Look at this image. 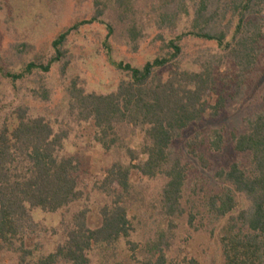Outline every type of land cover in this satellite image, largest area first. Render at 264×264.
<instances>
[{"label":"trees","instance_id":"trees-1","mask_svg":"<svg viewBox=\"0 0 264 264\" xmlns=\"http://www.w3.org/2000/svg\"><path fill=\"white\" fill-rule=\"evenodd\" d=\"M106 1L108 8H96L89 20L69 26L51 41L53 57L46 64H23L19 74L0 68V75L13 86L33 72L48 73L52 65L66 59L70 35L86 25L99 24L107 33V62L126 75L107 95L86 93L75 81L67 88V114L73 123L90 124L93 141L104 152L124 149L125 162H113L97 187L108 197L98 212L99 225L91 229L84 211L74 214L63 241L43 256L23 251L28 234L37 227L31 213L55 214L80 201L81 165L76 156H59L68 137L66 130L55 132L45 118L31 116L24 105L17 106L11 118L1 124L0 250H14L18 264H93L90 254L95 250L101 255L98 264H115L110 262L109 252L117 243L130 245L134 232L128 217L134 200L132 173L163 180L158 213L170 222L182 217L189 172L174 149L175 142L191 127L220 118L228 103H240L264 56V0H150L156 39L164 43L161 32L175 29L182 15L188 26L163 44L166 56L156 57L141 68L115 62L109 56L107 40L117 28L132 40L138 37V2ZM184 40L211 43L217 53L195 64V70L182 69L177 62ZM243 121V133H232L230 140L233 152L244 156L247 166L233 163L226 170L216 171V190L202 198L196 208V215L209 225L224 221L218 233L221 264H264V100L262 108ZM127 132L140 134L138 150L122 144ZM199 137L195 134L186 148L207 168V160L196 152L205 143ZM223 144L222 133L215 130L206 145L216 153ZM239 202L245 206L235 212ZM137 248L131 244L134 264H169L161 237ZM183 264L197 263L189 260Z\"/></svg>","mask_w":264,"mask_h":264},{"label":"rangeland","instance_id":"rangeland-1","mask_svg":"<svg viewBox=\"0 0 264 264\" xmlns=\"http://www.w3.org/2000/svg\"><path fill=\"white\" fill-rule=\"evenodd\" d=\"M0 0V68L4 72L19 74L23 64H46L53 57L51 41L69 26L82 20H89L96 8H108V1L97 0ZM136 17L139 21L136 30L139 35L130 39L120 28L107 40L109 56L115 62L141 68L154 58L166 56L163 44L188 26L185 16H180L176 28L163 31L164 43L156 39L153 29V9L150 0H137ZM101 4V6H100ZM106 30L99 24L86 25L67 39L68 55L62 62L52 65L48 73L33 72L13 86L0 75V126L11 118L12 111L20 105L28 109L31 116L45 118L54 131L66 130L67 139L59 152L60 157L76 156L81 165L79 188L83 192L80 201L55 214H46L35 210L31 213L37 227L28 234L23 251L37 253L39 256L51 252L63 241L65 230L74 214L84 211L87 227L93 229L100 223L99 209L108 202L106 195L98 192V185L105 170L116 161L125 162L124 149L104 152L94 141V130L90 124L73 123L67 114V88L75 81L78 88L86 93L107 95L113 92L126 75L115 70L107 62L105 50ZM183 48L178 66L186 70H195V64L217 53L214 45L192 40L180 43ZM64 61L67 65L63 66ZM227 69H230L227 66ZM224 69L219 73L222 74ZM264 100V56L260 58L255 73L251 76L240 103H228L227 109L215 121L205 120L191 127L183 138L174 144L183 163L188 166V177L183 194V207L186 213L172 222L164 220L158 213L157 201L163 180H148L136 173L131 174L130 184L134 200L128 210L134 232L129 238L130 245L117 243L109 254L110 262L115 264H134V250L146 247L161 237V248H165L169 264H183L194 260L197 264H221V249L218 233L224 221L209 225L196 215V208L202 198L216 190L213 174L228 169L233 163L247 166V159L233 152L230 135L241 134L245 129L244 119L258 112ZM222 133L223 148L211 152L207 140L211 133ZM195 134L205 143L199 149L207 160L203 168L198 159L192 157L186 148L187 142ZM140 134L126 133L122 144L138 150ZM124 148V147H123ZM245 205L239 202L237 212ZM192 216V220L190 217ZM191 220V225L188 221ZM19 244L15 249L19 250ZM129 250V251H128ZM138 248L136 249V251ZM135 251V252H136ZM93 264L101 259L98 250L90 254ZM0 264H18V254L14 250H0Z\"/></svg>","mask_w":264,"mask_h":264}]
</instances>
